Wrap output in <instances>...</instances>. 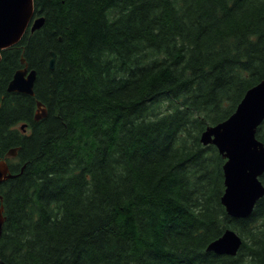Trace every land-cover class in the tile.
Wrapping results in <instances>:
<instances>
[{"label": "trees", "instance_id": "obj_1", "mask_svg": "<svg viewBox=\"0 0 264 264\" xmlns=\"http://www.w3.org/2000/svg\"><path fill=\"white\" fill-rule=\"evenodd\" d=\"M33 3L44 24L1 52L0 264H264V196L229 217L200 143L264 79V0ZM21 58L33 97L7 92ZM227 229L237 254L207 251Z\"/></svg>", "mask_w": 264, "mask_h": 264}, {"label": "water", "instance_id": "obj_2", "mask_svg": "<svg viewBox=\"0 0 264 264\" xmlns=\"http://www.w3.org/2000/svg\"><path fill=\"white\" fill-rule=\"evenodd\" d=\"M43 24L42 17H34L33 0H0V61L1 52L17 45L27 30L33 33ZM20 63L23 68L14 72L7 92L33 97L36 71L29 69L23 58ZM54 64L55 54L51 52L49 69L53 70ZM36 107L34 120L39 121L46 117L47 111L40 102ZM263 121L264 79L246 91L225 121L207 127L200 135V143L214 146L225 160L222 167L224 192L220 202L226 214L233 219L249 217L256 202L264 196V186L260 181L264 174V144L256 138V130ZM20 129L25 131V125ZM17 152L18 148L9 149L0 160V184L17 176L10 173L7 164V160L14 159ZM3 221L0 204V234ZM241 243L237 233L227 229L208 245L207 251L234 257Z\"/></svg>", "mask_w": 264, "mask_h": 264}, {"label": "bare ground", "instance_id": "obj_3", "mask_svg": "<svg viewBox=\"0 0 264 264\" xmlns=\"http://www.w3.org/2000/svg\"><path fill=\"white\" fill-rule=\"evenodd\" d=\"M4 158V157H3ZM239 236V235H238ZM242 242V241H241Z\"/></svg>", "mask_w": 264, "mask_h": 264}]
</instances>
